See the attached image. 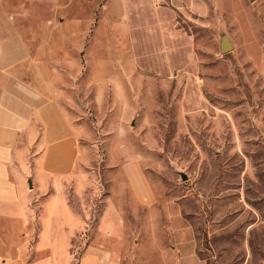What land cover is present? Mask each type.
<instances>
[{
  "label": "rangeland",
  "instance_id": "obj_1",
  "mask_svg": "<svg viewBox=\"0 0 264 264\" xmlns=\"http://www.w3.org/2000/svg\"><path fill=\"white\" fill-rule=\"evenodd\" d=\"M214 15V30L195 16L188 29L200 87L132 70L127 45L108 44L107 30L92 28L85 50H73L70 112L85 130L76 169L94 184L69 193L87 215L75 250L94 237L120 165L131 160V200L123 192L119 201L120 264H131V229L141 249L157 231L184 264H264V0H217ZM63 38L57 32V44Z\"/></svg>",
  "mask_w": 264,
  "mask_h": 264
},
{
  "label": "crops",
  "instance_id": "obj_2",
  "mask_svg": "<svg viewBox=\"0 0 264 264\" xmlns=\"http://www.w3.org/2000/svg\"><path fill=\"white\" fill-rule=\"evenodd\" d=\"M216 6L217 0H0V264L121 263L119 201L123 192L131 200V160L120 165L123 179L115 181L94 237L73 245L83 242L87 215L73 208L69 193L82 196L94 184L76 169L85 130L70 112L71 54L85 50L92 28L107 30L108 44L127 45L132 70L200 87L198 42L188 29L195 16L196 25L214 30ZM136 237L131 229V264H184L182 250L167 247L157 231L147 236L148 249Z\"/></svg>",
  "mask_w": 264,
  "mask_h": 264
},
{
  "label": "water",
  "instance_id": "obj_3",
  "mask_svg": "<svg viewBox=\"0 0 264 264\" xmlns=\"http://www.w3.org/2000/svg\"><path fill=\"white\" fill-rule=\"evenodd\" d=\"M219 48L221 53H226L231 50L232 45L226 35H222L219 41Z\"/></svg>",
  "mask_w": 264,
  "mask_h": 264
}]
</instances>
